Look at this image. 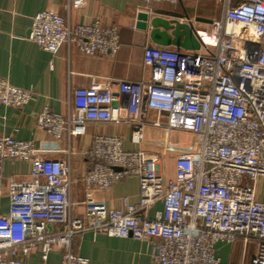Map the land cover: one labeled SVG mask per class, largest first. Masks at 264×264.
<instances>
[{
  "label": "built area",
  "instance_id": "2783aa9c",
  "mask_svg": "<svg viewBox=\"0 0 264 264\" xmlns=\"http://www.w3.org/2000/svg\"><path fill=\"white\" fill-rule=\"evenodd\" d=\"M85 1L65 0V8ZM141 1L148 12L150 5L179 0ZM196 34L197 51L145 46L148 82L123 80L113 90L110 80H95L73 90L65 115L44 108L35 116L37 127L55 140L81 136L91 123L127 126L135 145L146 125L190 133L194 151L175 156L172 179L159 173L157 153L127 151L121 137L95 135L84 154V219H73L76 180L68 158L47 157L31 141L0 136V188L5 160L29 162L35 181L9 195L8 213L0 217V264H26L35 253L44 264L50 252L60 253L59 264H86L71 252L72 239L85 231L147 241L154 264H224L215 245L238 241L243 249L254 243L249 264H264V0H222L221 17L206 34ZM27 38L49 53L62 45L86 56L119 50L116 26L97 20L72 25L48 10L33 16ZM33 95L0 78V107L20 109ZM129 176L138 180L136 204L122 199L113 209L96 198ZM155 203L161 210L148 217Z\"/></svg>",
  "mask_w": 264,
  "mask_h": 264
},
{
  "label": "crops",
  "instance_id": "0c3cea01",
  "mask_svg": "<svg viewBox=\"0 0 264 264\" xmlns=\"http://www.w3.org/2000/svg\"><path fill=\"white\" fill-rule=\"evenodd\" d=\"M141 0H87L75 10L67 12L65 0H0V78L20 89H30L34 95L20 109L0 107V136L14 140L31 141L37 152L47 157L69 161L71 177L76 181L70 192V211L73 219H84V183L81 177L89 168L85 152L90 149L95 135L118 136L127 151L141 150L157 153L159 173L164 181L174 177V158L194 151V136L179 130L143 127V140L139 145L130 142V128L113 123L88 124L81 136L60 140L39 129L35 116L44 108L52 113L66 114L67 103L77 88H86L95 80H110L113 90L123 80L148 82L152 67L143 62L145 46H152L146 32L135 27L136 15L145 11ZM148 12L186 14L195 31L206 34L212 20L219 19L222 0H179L175 5L153 4ZM52 11L70 24H89L95 20L119 30V50L115 55L86 56L76 48L62 45L54 53L41 50L28 40L33 16L41 11ZM146 12V11H145ZM153 15V14H152ZM158 15V14H154ZM160 17L166 18L159 14ZM173 48V47H171ZM177 49V48H174ZM153 118V113H148ZM165 116H162L164 119ZM192 137V141L188 139ZM0 188V217L9 209V195L35 185L32 166L21 160H5L2 164ZM108 208L117 209L122 199L131 204L138 202V180L134 176L117 181L109 190L96 195ZM161 210L155 203L146 210L153 217ZM147 241L131 237H109L85 231L72 239L71 252L87 260L86 264H154ZM240 241L233 245L218 243L214 253L224 264H249L254 253L246 260ZM22 258V257H21ZM39 254L25 259L26 264L40 263ZM60 253L50 252L44 264H59Z\"/></svg>",
  "mask_w": 264,
  "mask_h": 264
},
{
  "label": "water",
  "instance_id": "95a60500",
  "mask_svg": "<svg viewBox=\"0 0 264 264\" xmlns=\"http://www.w3.org/2000/svg\"><path fill=\"white\" fill-rule=\"evenodd\" d=\"M159 14L166 18L160 17ZM135 27L146 32L153 45L187 51L199 50L196 31L186 14L141 11L136 15ZM114 170L118 171L119 169L115 168Z\"/></svg>",
  "mask_w": 264,
  "mask_h": 264
},
{
  "label": "rangeland",
  "instance_id": "374dc122",
  "mask_svg": "<svg viewBox=\"0 0 264 264\" xmlns=\"http://www.w3.org/2000/svg\"><path fill=\"white\" fill-rule=\"evenodd\" d=\"M188 139L190 140V141H192V137H188ZM259 186H260V191H262L263 190V187H264V180H261V182L259 183ZM254 250V243L253 242H250L247 246H246V248L243 250V252H244V255L243 256H245V258H246V260H248V257H249V255H251L250 253H252V251Z\"/></svg>",
  "mask_w": 264,
  "mask_h": 264
}]
</instances>
